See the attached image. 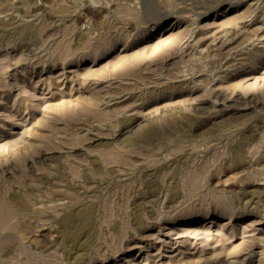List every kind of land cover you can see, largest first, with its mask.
<instances>
[{"label": "rangeland", "instance_id": "obj_1", "mask_svg": "<svg viewBox=\"0 0 264 264\" xmlns=\"http://www.w3.org/2000/svg\"><path fill=\"white\" fill-rule=\"evenodd\" d=\"M99 4L0 0V264H264V0Z\"/></svg>", "mask_w": 264, "mask_h": 264}, {"label": "bare ground", "instance_id": "obj_2", "mask_svg": "<svg viewBox=\"0 0 264 264\" xmlns=\"http://www.w3.org/2000/svg\"><path fill=\"white\" fill-rule=\"evenodd\" d=\"M101 2V0H88V3L89 4H91V5H95V6H99L100 3ZM86 3H84L83 5H85ZM83 5H81V6H83ZM188 42V41H187ZM6 213V212H5Z\"/></svg>", "mask_w": 264, "mask_h": 264}, {"label": "built area", "instance_id": "obj_3", "mask_svg": "<svg viewBox=\"0 0 264 264\" xmlns=\"http://www.w3.org/2000/svg\"><path fill=\"white\" fill-rule=\"evenodd\" d=\"M46 0H36V4L41 6L43 4H45ZM85 27V25H83Z\"/></svg>", "mask_w": 264, "mask_h": 264}]
</instances>
